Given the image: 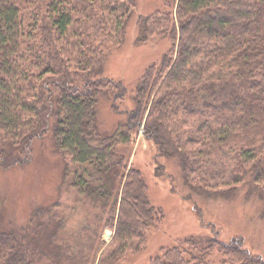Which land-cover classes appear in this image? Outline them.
Returning a JSON list of instances; mask_svg holds the SVG:
<instances>
[{
  "label": "trees",
  "instance_id": "trees-1",
  "mask_svg": "<svg viewBox=\"0 0 264 264\" xmlns=\"http://www.w3.org/2000/svg\"><path fill=\"white\" fill-rule=\"evenodd\" d=\"M138 3L0 0V173L26 172L36 158L31 195L41 163L53 159L43 175L55 180L41 179L46 207L14 202L0 212V264H127L139 254L163 218L129 164L141 124L188 196L258 195L264 217V0H159L137 12L136 43L168 46L126 108V88L103 64ZM103 97L124 120H104ZM65 190L71 203L53 201ZM215 250L223 263L264 264L241 238L224 242L215 230L161 247L143 264H206Z\"/></svg>",
  "mask_w": 264,
  "mask_h": 264
},
{
  "label": "rangeland",
  "instance_id": "rangeland-1",
  "mask_svg": "<svg viewBox=\"0 0 264 264\" xmlns=\"http://www.w3.org/2000/svg\"><path fill=\"white\" fill-rule=\"evenodd\" d=\"M158 1L139 0L138 8L127 23L123 41L112 50L103 64V75L120 81L126 88L125 99H119L121 106L126 108H131V93L144 69L158 62L168 46L166 40L153 39L145 44L135 41L137 12L143 14L151 12L158 7ZM99 107L104 113V120L107 119L111 124L114 120L118 124L125 119V116L111 111L108 97L101 99ZM130 146L129 164L139 168L143 173L148 186V200L151 205L161 209L163 218L149 232L145 248L139 254L129 257L127 264H143L149 257L158 254L161 247L174 246L179 240L191 234L211 235L212 230H215L218 239L224 242L232 238H241L245 248L264 259V217L261 215L263 202L258 195L246 197L243 191H238L235 197L228 200L220 197L202 199L195 194L188 196L177 174L178 169L174 161L157 155L155 147L143 137L142 124L137 125L135 133H132ZM35 161L36 158L29 161L31 167L26 168L27 173L25 170L6 176L0 173V212L14 202L17 204L21 202L32 211L47 206L48 203L43 201L46 196L42 193L46 187L45 180L51 183H55V180L53 175L45 176L43 173H52L54 162L53 159H48L38 166L42 175H39L37 181L35 178L32 181L36 191L30 195L26 186L28 177L35 176L34 167L37 165ZM159 165H163L164 173L158 170ZM67 195H69L67 190L58 192L57 198L53 201L69 204L71 201L66 200ZM70 219V222L78 220L75 214ZM110 237L111 230L105 229L102 240L108 242ZM222 260L226 259L215 250L209 255L206 264H228Z\"/></svg>",
  "mask_w": 264,
  "mask_h": 264
}]
</instances>
